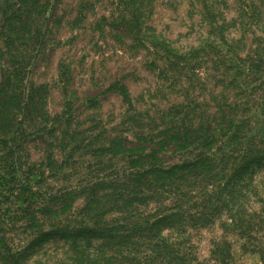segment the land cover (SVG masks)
I'll return each instance as SVG.
<instances>
[{"label": "trees", "instance_id": "1", "mask_svg": "<svg viewBox=\"0 0 264 264\" xmlns=\"http://www.w3.org/2000/svg\"><path fill=\"white\" fill-rule=\"evenodd\" d=\"M128 1L135 7L129 21L137 28L143 0ZM255 1L264 11V0H238L239 40L225 39L226 29L212 25L217 38L207 37L185 52L151 43L155 58L183 71L185 79H199L211 62L215 87L223 94L232 90L235 101L219 94L212 96V106L194 98L173 104L149 119L161 127L152 138L139 132L133 143L128 136L102 140L97 135L84 142L69 103L61 114L49 116L45 86L28 80L40 49L35 20L49 1L0 0V57L7 62L0 74V264H25L28 250L55 239L67 247L57 264H196L182 223L206 227L220 217L224 230L257 241L252 252L264 264V200L251 179L260 172L264 186V12ZM117 89L131 108L127 90ZM135 115L130 124L141 128ZM31 139L44 145L35 162ZM182 154L190 159L170 164ZM86 157L98 164L123 160L125 166L97 170L104 176L94 182H82L87 176L81 174L73 187L49 184L70 167L68 177L79 175L81 168L72 167ZM250 195L262 203L258 212L245 209ZM81 198L84 204L75 210ZM177 217L171 223L178 226L175 235H162L159 224ZM18 235L30 242L15 245ZM93 238L100 243L93 245ZM210 256L216 264H233L224 242L215 243Z\"/></svg>", "mask_w": 264, "mask_h": 264}, {"label": "rangeland", "instance_id": "2", "mask_svg": "<svg viewBox=\"0 0 264 264\" xmlns=\"http://www.w3.org/2000/svg\"><path fill=\"white\" fill-rule=\"evenodd\" d=\"M48 1L41 17L35 20L34 28L41 32L37 40L40 49L28 80L35 86H45L49 116L61 114L69 103L72 121L84 136V142L97 135L102 140L128 136V140L137 143L133 135L140 132L152 138L151 134H156L157 128L160 130L161 127L150 123L149 119L173 104L194 98L199 104L212 106V96L219 94L228 103L235 101L232 90L223 94L221 86L215 87L211 62L206 63L199 79H185L183 71L170 70L169 65L166 68L164 61L155 58L151 43L164 42L178 52H185L207 37L217 38L211 31L212 25L226 29L225 39L239 40L241 30L237 19L241 5L238 0H143L137 15L140 24L137 28L129 21L135 7H131L128 0ZM255 4L262 14L260 2L255 1ZM262 18L264 20V15ZM257 35L261 33L258 31ZM1 40L0 36V51L4 52ZM251 41V36L245 39L242 56L249 51ZM6 64V59L0 57V74ZM60 72H63L62 78ZM120 86L127 90L131 108L122 99L117 89ZM135 114L140 115L138 123H141V128L131 125L129 116L137 118ZM43 147L41 140L31 139L30 161L35 162L42 157ZM184 159H190V156L174 157L170 164ZM79 162L72 167L81 168L79 175L72 172L74 175L68 177L71 175L70 167L65 169V177L49 179V184L56 188L73 187L80 183L77 176L80 178L81 174L87 176L82 182H94L104 176L97 170L125 166L123 160H107L98 164L89 157ZM251 179L258 196L264 200L263 175L256 171ZM83 204V199H78L74 209H80ZM261 206L262 203L250 195L245 209L253 213L258 212ZM153 209L150 204L148 210ZM178 219L162 222L158 230L162 235H175L178 226L171 223ZM222 221L224 217L206 227L189 226L186 221L182 223L186 246L191 249L196 264H216L210 254L214 244L222 242L230 245L233 264H261L259 255L252 252L257 241H246L234 231L224 230ZM92 241L93 245L100 243L98 238ZM14 242L25 246L30 238L18 235ZM261 247L264 249V235ZM66 248L62 240H47L28 250L25 264H57Z\"/></svg>", "mask_w": 264, "mask_h": 264}]
</instances>
